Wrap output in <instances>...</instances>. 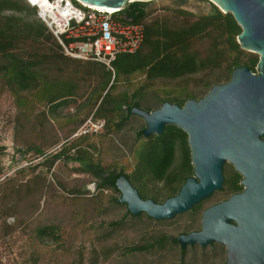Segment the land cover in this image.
Instances as JSON below:
<instances>
[{
    "label": "trees",
    "instance_id": "1",
    "mask_svg": "<svg viewBox=\"0 0 264 264\" xmlns=\"http://www.w3.org/2000/svg\"><path fill=\"white\" fill-rule=\"evenodd\" d=\"M73 3L82 8L78 2ZM120 14L132 24L143 25L145 37L135 53L117 57L113 74L99 63L67 57L26 0H0V98L7 94L15 108L14 139L23 146L17 151L31 154L28 162L42 160L37 165L18 169L14 177L0 185V218L4 219L0 235H7L13 228L7 223V217L22 216V203H29L31 218L35 217L33 211L36 213L40 208V196L48 191L52 199L61 203L67 204L70 197L71 201L74 198L73 209L71 212L68 209V213L75 220L72 225L67 221L61 224V217H58L55 221H47L51 225L49 230L41 232L33 228L34 236L43 234L41 238L47 241L63 239L58 235L64 233L68 226H87L90 216L100 215L109 204L120 205L121 194L116 181L121 176L131 184L136 182L142 186H153V181L166 182L164 198L154 192L153 198L141 196L143 200L164 203L176 196L193 173L188 136L177 127L166 126L160 136L144 137L142 131L146 126L138 132V137L147 141L145 144L150 147L153 144L154 148L152 153L141 159L139 171L133 174L126 173L123 168L119 171L106 169L96 162L91 157V151L96 149L89 143L94 135L74 139L73 135L90 116L95 121L105 122L103 133L96 136L107 137L119 132L133 116L132 109H141L146 96L144 91L162 94L161 107L165 103L183 107L187 101L197 99L192 93L191 82L199 83L198 86L209 91L221 83V78L229 81L233 71L239 67H248L256 73L259 57L241 49L237 38L242 29L232 14L217 10L206 17L195 18L180 12L182 19L147 23L149 14L144 2L130 3ZM203 41L208 48L205 59L200 57L202 52L197 48ZM245 57L247 62H243ZM216 70L222 75H214ZM198 72H201V78L195 81L194 76ZM184 78L191 79L182 84V81H177ZM73 105L78 110L76 114L63 113ZM49 124H54L58 131L64 133V138L58 134L44 137ZM59 145V151L47 153ZM178 146L181 165L172 171ZM3 151L4 148L0 147V154ZM58 161L77 163L79 173L94 177L98 181L96 195L90 196L83 186L67 189L62 184L60 188L66 195H59L45 177L36 174L42 166L51 171ZM28 176L30 178L25 180ZM123 224L124 219L111 222L109 226L116 229ZM170 244L167 235H155L145 239L143 244L129 247L127 252L159 251ZM109 254L104 252L103 259H107ZM98 258L95 257V261Z\"/></svg>",
    "mask_w": 264,
    "mask_h": 264
},
{
    "label": "water",
    "instance_id": "2",
    "mask_svg": "<svg viewBox=\"0 0 264 264\" xmlns=\"http://www.w3.org/2000/svg\"><path fill=\"white\" fill-rule=\"evenodd\" d=\"M74 1L122 11L130 3L152 0ZM209 1L222 13L232 14L241 27L237 42L243 51L259 57L256 73L239 67L227 83L215 85L202 99L189 100L183 107L165 103L152 112L132 109L131 113L145 122L144 137L160 136L166 126H175L188 136L193 177L176 196L158 204L143 200L121 176L116 181L121 194L118 202L133 216L145 214L155 221L174 219L220 190L222 166L230 162L244 177V193L208 209L202 231L179 236L177 242L182 248L216 242L227 247V264H234L238 253L243 256L240 264H264V0ZM251 254L253 259L248 257Z\"/></svg>",
    "mask_w": 264,
    "mask_h": 264
},
{
    "label": "rangeland",
    "instance_id": "3",
    "mask_svg": "<svg viewBox=\"0 0 264 264\" xmlns=\"http://www.w3.org/2000/svg\"><path fill=\"white\" fill-rule=\"evenodd\" d=\"M145 7L149 14L146 20L147 23L152 21L162 22L163 20L176 21L178 18H183L180 12H186L195 18H199L206 17L219 10L209 0H152L145 2ZM206 45L205 41L197 45L199 51L202 52L200 55L202 59H205L204 57L208 53ZM247 59L245 57L243 62H247ZM200 75L201 72H198L194 76V80L200 79ZM214 75L221 76L222 73L216 70ZM190 79L184 78L177 81H182L180 82L182 84L183 81H190ZM226 82L228 80L225 77L221 78L220 84ZM198 85L199 83L194 84L191 82L192 93L196 96V100L203 98L210 91ZM157 92L144 91L146 96L141 102L142 110L148 109L146 111L151 112L161 107L160 98L162 94ZM77 112L76 106L73 105L63 113L76 114ZM14 115L15 108L12 99L7 94L2 95L0 98V147H3L4 151L0 154V185L14 177L18 169L34 166L42 162L41 159L28 162L27 159L31 154L25 155L17 151L23 146L14 139ZM91 117L85 120L77 133L82 130L81 128ZM93 119L95 121V118ZM145 126L142 118L133 115L126 126L119 132L107 137L94 135L89 139V143L96 149L91 151V157L106 169L119 171L123 168L128 174L138 172V164L141 159L152 153L154 148L153 144L150 147L145 144L147 141L138 137V132ZM47 130V135H44V137H49L50 134L52 136L58 134L63 139L65 136L64 133L58 131L54 124H49ZM103 131L99 134L101 135ZM75 135H73V139L77 138ZM60 149L61 145L53 150L46 148L45 151L48 150L47 153H51ZM71 153L74 154V152ZM180 155L181 151L178 146L172 171L179 169L178 166L181 165ZM78 167L79 164L74 162L65 163L64 161H58L51 171L42 166L36 170V174L45 177L47 182L52 185L53 190L59 192V195H66L63 188H60V184L67 189L83 186V189L87 190L90 196L96 195L98 181L89 174L79 173L77 171ZM29 178L30 176L25 178V180ZM138 183L143 184L142 181ZM153 183V186H142L132 182L142 197L149 196L153 198L154 192L159 193V196L164 195L166 182L153 181ZM50 196L49 191L42 197L40 196L41 199L38 205L40 208L37 209L36 213L33 211L35 217L31 218L32 208L28 202H24L22 203V216L6 218L7 223L12 225L13 228L7 235H0V264H79L80 260L82 264H197L201 262L198 252L188 251L182 255L180 247L172 244L164 250L148 253L127 252L129 247L143 244L145 239L155 235L164 234L169 238L179 236L180 233L186 230L183 226L186 219L183 214L166 221H155L148 218L145 214L134 218L128 214L129 211L124 204H109L100 215H95L93 218L90 216L87 226H80L79 228H75V226L70 228L68 226L64 233L58 235L63 237V239L47 241L41 238L42 233L41 237H36L32 231L34 229H39L41 232L49 230L51 227V225L47 224L49 220L55 221L56 218L61 217L59 218L61 224L66 221L69 225L74 224L75 219H73L72 214L68 213V209L70 212L73 209L72 201L74 198L71 201L70 197L69 202L66 204L64 202L61 203L58 199L54 200L52 199L53 196L52 198ZM116 196L120 197L118 194ZM162 198L164 197L162 196ZM25 210H27V214ZM123 219L124 224L121 227L115 229L109 226V223ZM2 223H4V219L0 218V228H2ZM1 231L2 229H0ZM106 251L110 254L104 260L103 253ZM95 257H99L97 261H95Z\"/></svg>",
    "mask_w": 264,
    "mask_h": 264
},
{
    "label": "built area",
    "instance_id": "4",
    "mask_svg": "<svg viewBox=\"0 0 264 264\" xmlns=\"http://www.w3.org/2000/svg\"><path fill=\"white\" fill-rule=\"evenodd\" d=\"M74 0H26L61 46L74 60L95 62L115 74L114 62L120 54L135 53L143 44L145 33L140 24H132L120 11L77 7ZM105 122L91 117L75 136L99 134Z\"/></svg>",
    "mask_w": 264,
    "mask_h": 264
},
{
    "label": "flooded vegetation",
    "instance_id": "5",
    "mask_svg": "<svg viewBox=\"0 0 264 264\" xmlns=\"http://www.w3.org/2000/svg\"><path fill=\"white\" fill-rule=\"evenodd\" d=\"M222 176H223V183L220 190L213 192L208 198L201 201L198 205L194 206L187 213L183 214L186 219L183 226L186 228V230L180 233L179 236L182 235L189 236L192 233H200L203 229V216L208 209L219 206L231 200L233 197L239 196L244 193L245 191V186L243 185L244 177L236 170L233 164H231L230 162H225L223 164ZM190 177H193V173ZM199 182L200 180H198V183ZM158 204H162V203H158ZM231 224L236 225L235 222H231ZM179 236L171 237L170 243L172 245L179 246L182 255L186 254V252L188 251L198 252V254H200L201 262L197 264H227L228 263L229 255H228L227 247L219 243L212 242L205 246H202L200 244H195V245H187L185 248H182L181 245L177 242V238ZM253 255L254 254L248 256L249 259H253ZM242 259L243 256L240 253L234 256V262L236 264H240L239 262H241Z\"/></svg>",
    "mask_w": 264,
    "mask_h": 264
},
{
    "label": "bare ground",
    "instance_id": "6",
    "mask_svg": "<svg viewBox=\"0 0 264 264\" xmlns=\"http://www.w3.org/2000/svg\"><path fill=\"white\" fill-rule=\"evenodd\" d=\"M85 5L89 6L90 8H93V9H99V10L108 11V12H116V11H118L116 9H104V8H98V7H95V6H92V5H88V4H85Z\"/></svg>",
    "mask_w": 264,
    "mask_h": 264
}]
</instances>
